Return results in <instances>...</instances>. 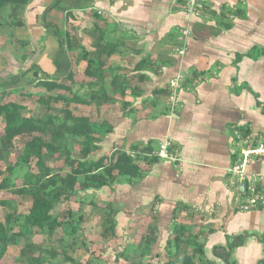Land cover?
Instances as JSON below:
<instances>
[{"label": "crops", "instance_id": "1", "mask_svg": "<svg viewBox=\"0 0 264 264\" xmlns=\"http://www.w3.org/2000/svg\"><path fill=\"white\" fill-rule=\"evenodd\" d=\"M186 1L28 0L15 18L4 9L0 83L26 72L12 89L36 92L37 79L65 77L72 68L77 81L90 83L87 62L79 60L83 51L93 56L99 37L117 44L108 66L120 69L134 95L128 90L115 103L86 107L81 115L112 129L101 137L99 157L126 152L141 175L86 193L81 203H70L71 211L86 210L78 213L88 221L84 225L99 219L97 246H108L106 255L118 257L117 264H180L196 246L203 248L196 264H262L264 206L240 212L228 183L239 154L235 133L264 139V0H206L199 17L185 13ZM67 36L73 54L61 41ZM178 74L186 79L172 103L169 83ZM164 143L177 161L158 156ZM247 171L263 179L264 191V158H254ZM106 205L116 212L117 227L115 238L104 243ZM179 227L183 242L177 246ZM150 237L154 242L141 257Z\"/></svg>", "mask_w": 264, "mask_h": 264}, {"label": "trees", "instance_id": "2", "mask_svg": "<svg viewBox=\"0 0 264 264\" xmlns=\"http://www.w3.org/2000/svg\"><path fill=\"white\" fill-rule=\"evenodd\" d=\"M27 3L28 0H0V11L10 8L11 17L15 18ZM62 39L68 53L73 54V40L69 36ZM10 40L15 42L13 34ZM60 44L63 48L64 43ZM94 52L92 56L83 51L79 58L87 62L84 77L93 80L90 83L77 81L73 68L65 77L43 75L32 87L40 90L36 92L17 93L12 89L26 72L17 80L0 83V193L14 197L0 201L1 208L10 210L0 218V264L8 248L17 247L20 240L44 231L51 241L62 225V235L73 237L69 243L61 238L59 249L26 243L20 248L15 263L80 264L67 253V249L73 250L74 237L82 221L81 217L74 219L70 203H81L78 199L86 193L110 188L122 178L135 180L141 175L136 158L126 152H106L99 157L101 137L109 134L111 127L76 113L78 107L86 109L94 105L100 109L113 104L115 96H124L128 90L134 95L126 76L119 74L120 69L108 66L109 60L118 54V45L105 43L99 37ZM55 65L57 67V60ZM75 85L78 88L75 89ZM31 99L48 112L55 106L60 108L56 115L47 113L43 118H35L28 113L27 103ZM19 203L30 204L27 212L18 213ZM63 206L67 214L65 222L59 219ZM106 206L104 243L115 238L117 227L116 212L110 205ZM183 231V227H179L180 237L176 236L174 241L177 246L183 242ZM153 242L151 237L146 239L143 243L145 253L141 257L149 252ZM202 255L203 248L196 246L192 255L184 256L180 264H196V257ZM86 264H90L89 261Z\"/></svg>", "mask_w": 264, "mask_h": 264}, {"label": "built area", "instance_id": "3", "mask_svg": "<svg viewBox=\"0 0 264 264\" xmlns=\"http://www.w3.org/2000/svg\"><path fill=\"white\" fill-rule=\"evenodd\" d=\"M206 0H187L184 11L191 17H199L205 9ZM185 35L191 32L186 30ZM183 50H178V54L182 55ZM186 76L178 74L171 79L169 83V101L174 103L176 91L180 89ZM234 144L239 148V154L229 169L231 180L228 186L237 196V208L240 212H248L259 209L264 206V193L260 190V183L263 179H257L248 174V166L254 158H264V139L262 137L255 138L252 134H242L236 132L234 135ZM169 143L160 146L158 156L162 159H168L173 162L177 161L176 157L168 154Z\"/></svg>", "mask_w": 264, "mask_h": 264}, {"label": "rangeland", "instance_id": "4", "mask_svg": "<svg viewBox=\"0 0 264 264\" xmlns=\"http://www.w3.org/2000/svg\"><path fill=\"white\" fill-rule=\"evenodd\" d=\"M12 34V33H11ZM10 34V35H11ZM15 48H16V43L12 44ZM8 46L7 44H4L2 46V48L6 49ZM30 90L28 88V86H22V87H17L15 88V92H21V91H27ZM31 92H34V90L32 89ZM27 106L29 107V115H32L35 118H43L47 113L49 114H57L58 109L60 108L59 106H55L54 110L52 112H48L43 106H39L37 103L34 102L33 99L29 100V102L27 103ZM88 110L87 109H82L80 108V112L78 114H86ZM77 113V112H76ZM31 165H34V161H32ZM50 165H54V163H51ZM263 191V190H262ZM264 192V191H263ZM91 198V197H90ZM11 199L13 200L14 197L8 195V194H4V193H0V201L2 200H8ZM95 205V204H94ZM71 206V205H70ZM18 207V213H25L27 212V210L30 207L29 203H19L17 204ZM61 214L59 219L61 221L67 220V214H66V207L63 206L61 207ZM10 210H6L0 207V218H2L4 215H6V213H9ZM81 213H83L82 215L86 214V210L80 211ZM80 212H74V219H77L79 217L82 218L81 224H80V230L82 231L77 232V234L74 237V247L73 250H68L67 249V253L68 255L72 256L74 259H76L80 264H86L88 261L90 264H117L114 260H112V256L107 257L108 255H106V247L108 246H102V249L100 248V246H97V242H98V230L99 229V219L97 218L96 220H92L91 223L89 225H84L85 223H88V221H84L85 217L83 218V216H81V214H78ZM84 226V229L86 227H90L93 233L89 234V232H86V234L83 232L82 227ZM64 229V226H60L59 228V233L56 234L51 241H49L47 239V236L45 234L44 231H37V233H35L34 236L28 237L27 239H22L19 241V245L17 247H9L7 250V253L5 255V258L3 260V264H16L15 263V259L19 253L20 248L26 244V243H36V244H43L44 246L48 247L49 245H51L53 248L55 249H59L60 247V243L59 240L63 237L65 243H69L73 237L70 236H63L62 235V230ZM88 230V229H86ZM85 235L87 236V239L84 241V237ZM91 236V237H90ZM90 237V238H89ZM103 252V254H105L107 261H105V258L103 257V254L101 255V253ZM101 258V259H100ZM56 263V262H54Z\"/></svg>", "mask_w": 264, "mask_h": 264}]
</instances>
